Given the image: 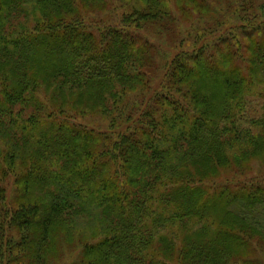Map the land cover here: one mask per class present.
Segmentation results:
<instances>
[{
	"label": "trees",
	"instance_id": "obj_1",
	"mask_svg": "<svg viewBox=\"0 0 264 264\" xmlns=\"http://www.w3.org/2000/svg\"><path fill=\"white\" fill-rule=\"evenodd\" d=\"M260 100L264 0H0V264H264Z\"/></svg>",
	"mask_w": 264,
	"mask_h": 264
},
{
	"label": "rangeland",
	"instance_id": "obj_2",
	"mask_svg": "<svg viewBox=\"0 0 264 264\" xmlns=\"http://www.w3.org/2000/svg\"><path fill=\"white\" fill-rule=\"evenodd\" d=\"M143 32L147 33L145 31H143ZM149 38L154 41V45L156 44L158 47L162 46V47H160V50H158V51L162 52L168 47V43L165 40H163L162 38H158V37H155L153 35L152 36L149 35ZM172 46L173 45L171 43V46L169 49H171ZM162 58H163V54H162ZM33 60H35V61L40 60L39 65H38L39 66L38 67V73L41 75V59H33ZM215 85L216 84L212 83V85L210 86L209 91H211V95L209 96L208 101H207L208 105H212V107L214 109L213 112L219 111L221 103H222V96H221L222 94L217 89L218 86L217 85L215 86ZM263 105H264V100H260V101L254 102L253 104H250L249 109H248V114L251 115L252 117H257L260 114V111H264V109L263 110L261 109V106L263 107ZM252 167H253L252 173H254L255 175H257L260 178L264 177V161L263 162H257L255 164V167H258L257 172H254V163H253ZM216 212H217L219 220L224 221L225 216L222 214V212H219V208L216 210ZM232 219L234 220L235 218L232 217ZM74 253L67 254L65 261L62 264H65L67 259L70 256H72ZM263 260H264V258H263Z\"/></svg>",
	"mask_w": 264,
	"mask_h": 264
}]
</instances>
